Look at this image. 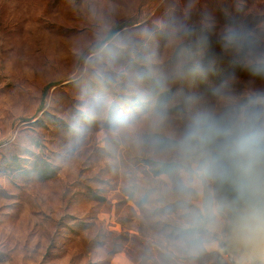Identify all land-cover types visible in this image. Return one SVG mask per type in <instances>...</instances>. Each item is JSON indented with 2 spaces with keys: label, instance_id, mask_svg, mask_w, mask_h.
<instances>
[{
  "label": "rangeland",
  "instance_id": "1",
  "mask_svg": "<svg viewBox=\"0 0 264 264\" xmlns=\"http://www.w3.org/2000/svg\"><path fill=\"white\" fill-rule=\"evenodd\" d=\"M264 264V0H0V264Z\"/></svg>",
  "mask_w": 264,
  "mask_h": 264
},
{
  "label": "clouds",
  "instance_id": "2",
  "mask_svg": "<svg viewBox=\"0 0 264 264\" xmlns=\"http://www.w3.org/2000/svg\"><path fill=\"white\" fill-rule=\"evenodd\" d=\"M250 264H255V261H251Z\"/></svg>",
  "mask_w": 264,
  "mask_h": 264
}]
</instances>
